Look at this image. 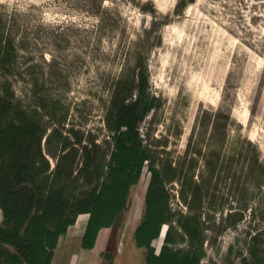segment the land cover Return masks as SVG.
<instances>
[{
	"label": "rangeland",
	"instance_id": "obj_1",
	"mask_svg": "<svg viewBox=\"0 0 264 264\" xmlns=\"http://www.w3.org/2000/svg\"><path fill=\"white\" fill-rule=\"evenodd\" d=\"M0 26L15 51L0 83L14 100L42 122V99L57 101L61 129L93 135L107 154L112 92L134 77L129 100L142 91L148 107L138 124L143 144L160 143L152 148L184 173L193 159L190 174L206 193L200 264H241L255 234L264 250V0H0ZM149 180L145 164L128 209L75 264H146L133 232ZM180 189L179 181L166 186L169 208L186 215ZM87 220L70 233L79 238ZM167 228L152 242L155 253Z\"/></svg>",
	"mask_w": 264,
	"mask_h": 264
},
{
	"label": "trees",
	"instance_id": "obj_2",
	"mask_svg": "<svg viewBox=\"0 0 264 264\" xmlns=\"http://www.w3.org/2000/svg\"><path fill=\"white\" fill-rule=\"evenodd\" d=\"M14 52L0 28V79L13 65ZM131 77L128 85L119 82L112 92L106 128L114 136L108 154L93 135L61 129L64 117H58L57 101L42 99L38 109L47 119L42 122L14 100L7 81L0 83V264H50L59 238L82 214L89 216L81 248L92 250L99 231L112 228L128 209L129 190L138 184L145 164L150 180L142 218L133 232L136 248L146 251V264H200L206 229L200 220L201 202L206 193L190 174L194 160L184 173L163 150L152 148L160 143L143 144L138 124L148 107L142 91L129 100ZM48 158L55 161L53 169ZM208 172H213L210 163ZM174 181L181 182L179 200L186 215L169 208L166 186ZM236 216H230L233 223L240 220ZM163 225L168 228L155 253L152 242ZM250 241L241 264H264L259 235Z\"/></svg>",
	"mask_w": 264,
	"mask_h": 264
},
{
	"label": "crops",
	"instance_id": "obj_3",
	"mask_svg": "<svg viewBox=\"0 0 264 264\" xmlns=\"http://www.w3.org/2000/svg\"><path fill=\"white\" fill-rule=\"evenodd\" d=\"M84 215H87V216H89L88 214H82V215H78L77 216V220L80 218V217H83ZM77 220H76V222H77ZM87 223V222H86ZM76 224V223H75ZM74 224V225H75ZM73 225V226H74ZM73 226H70L68 229H67V232H66V234L65 235H63V236H61L60 238H59V240H58V243H57V246H56V248L54 249V251H53V256H52V259H51V263L50 264H54V260L56 259V257H55V254H56V256H57V258H58V255L60 254V253H64V252H67V251H69V250H71L72 252H70L71 254H70V258L72 259V261L70 262V264H75V259H76V257H77V254L79 253V252H82V250H84V249H82L81 248V239H82V236H83V233H84V231H83V233H82V235L78 238V237H75L73 234H71L70 233V229H71V227H73ZM86 226V225H85ZM84 230H85V228H84ZM104 230H108V229H102V230H100L99 231V233H98V236H97V238H96V242H95V246L94 247H96L99 243L101 244L102 243V241H103V236L101 235L102 234V232L104 231ZM91 251V250H90ZM59 253V254H58ZM77 253V254H76ZM65 254V253H64ZM81 255V254H80ZM70 258H66V261H65V264H66V262L68 263V261L70 260ZM69 259V260H68ZM88 264H90L89 262H88ZM93 264H95V263H93Z\"/></svg>",
	"mask_w": 264,
	"mask_h": 264
},
{
	"label": "water",
	"instance_id": "obj_4",
	"mask_svg": "<svg viewBox=\"0 0 264 264\" xmlns=\"http://www.w3.org/2000/svg\"><path fill=\"white\" fill-rule=\"evenodd\" d=\"M161 234H162V232H161ZM161 234H160V236H161Z\"/></svg>",
	"mask_w": 264,
	"mask_h": 264
}]
</instances>
